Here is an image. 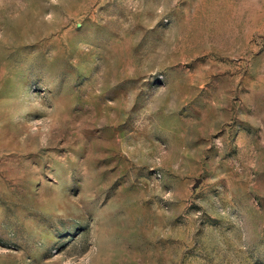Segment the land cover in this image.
<instances>
[{
  "label": "rangeland",
  "instance_id": "rangeland-1",
  "mask_svg": "<svg viewBox=\"0 0 264 264\" xmlns=\"http://www.w3.org/2000/svg\"><path fill=\"white\" fill-rule=\"evenodd\" d=\"M0 264H264V0H0Z\"/></svg>",
  "mask_w": 264,
  "mask_h": 264
}]
</instances>
